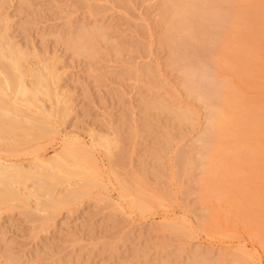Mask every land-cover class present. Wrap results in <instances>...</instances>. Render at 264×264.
<instances>
[{"label": "rangeland", "instance_id": "1", "mask_svg": "<svg viewBox=\"0 0 264 264\" xmlns=\"http://www.w3.org/2000/svg\"><path fill=\"white\" fill-rule=\"evenodd\" d=\"M162 2L0 0V19L6 21L9 37L33 58L38 49L45 63L56 65L58 89L69 105L63 119H52L50 135L15 142L12 148V139L0 140V158L15 160L28 171L35 168V156L54 158L64 143L78 138L69 145L83 148L76 165L86 151L91 159L87 166L94 168L89 177L97 180L88 194L55 210H36L34 197L31 212L17 205L1 208L0 264H229L237 258L264 264V245L235 208L229 216L221 215L220 229L203 221L208 212L204 190L221 186L220 169H214L218 162L206 155L204 143L210 109L206 98L190 93L184 72L169 62L168 47L160 43ZM99 27L98 43L79 47L80 36ZM231 73L219 59L204 64L193 87L213 93ZM152 101L190 110L192 121L181 124L166 108L144 116L146 102ZM180 150L188 153L184 165L174 162ZM142 167L147 179L137 184L131 174L143 173ZM33 179L26 184L33 186ZM139 187L144 210L130 204ZM147 192L155 197L147 198ZM170 223L181 230L174 231Z\"/></svg>", "mask_w": 264, "mask_h": 264}, {"label": "bare ground", "instance_id": "2", "mask_svg": "<svg viewBox=\"0 0 264 264\" xmlns=\"http://www.w3.org/2000/svg\"><path fill=\"white\" fill-rule=\"evenodd\" d=\"M228 2L229 0H163L160 12L164 29L159 37L160 43L168 47L171 59L169 62L179 66L184 72V83L190 93L206 98L210 109L203 140L209 147L206 155L218 162L214 169H220L218 180L221 186L206 187L204 190L208 212L203 221L212 228L220 229L224 221L220 220L221 215L229 216V209L235 208L241 220L253 225L255 236L264 245V0H237L236 5L232 3L234 6ZM2 22L7 24L4 19H0V140L12 139L8 144L12 148L15 142L26 144L37 137H45L47 133L50 135L55 129L52 126L55 120L52 119H63L69 105L61 88L58 89L59 72L56 65L45 63V57L37 53L38 49L33 51V56H37L33 58L32 52L11 40L7 25ZM98 29L100 27L83 33L80 36L83 41H80L79 47H94L101 35ZM215 48L217 51L213 52L212 49ZM206 50L208 52L203 54ZM218 59L221 63L230 65L231 79L225 78L213 93L195 91L193 86H198L204 64L216 63ZM30 75L33 76L32 80L28 78ZM46 100H51L52 104ZM31 107L37 110L33 113ZM165 108L181 124L192 121L190 110L179 106L168 107L161 101L146 102L144 116L148 117L149 110ZM77 139L68 142L76 145ZM168 139H164V143H168ZM64 144L60 153H54V158L35 156V160L32 159L35 168L28 171L15 160L0 158V209L17 205L31 212V197H34L36 210H55L89 193L97 183L96 179L95 181L89 177L94 174L89 171L94 168L87 166L91 159L84 151L79 159L82 163L76 165L80 158L76 154L79 151L82 153L83 148H71L70 143ZM118 144H112L116 147L113 151H116ZM182 150L178 154L176 152V164L182 159L188 160V153ZM156 153L157 151L155 156ZM113 156L114 153L111 154ZM140 171L144 174H131L132 181L137 184L144 183L146 178L143 176V167ZM28 178L35 179L33 186L26 184V179L30 180ZM74 183L75 186L72 185ZM122 187V191L126 192L127 188L124 185ZM137 192L138 195L130 204L144 210L141 197L144 192L140 187ZM153 194L147 192V198H154ZM229 197L231 199H227ZM224 203L228 205L225 207ZM39 217V222L43 224L45 217ZM176 224L168 225L174 231L181 230ZM244 259L246 258H237L234 263L229 264H246Z\"/></svg>", "mask_w": 264, "mask_h": 264}]
</instances>
